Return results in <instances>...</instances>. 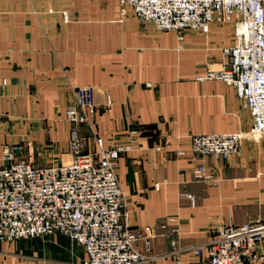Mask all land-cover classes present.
<instances>
[{
  "label": "crops",
  "instance_id": "crops-1",
  "mask_svg": "<svg viewBox=\"0 0 264 264\" xmlns=\"http://www.w3.org/2000/svg\"><path fill=\"white\" fill-rule=\"evenodd\" d=\"M264 7V1H263ZM237 17L208 30L158 29L120 0H0V152L20 142L35 165L66 163V107L77 85L94 86L80 126L84 151L129 143L116 172L135 245L158 264L192 257L212 227L264 221V138L239 153L198 159L218 177L197 179L190 135L248 129L234 85L207 76L222 46L236 42ZM184 154L178 155L177 149ZM264 253V241L255 246ZM83 247L59 232L0 242V264H83ZM245 264H263L247 261Z\"/></svg>",
  "mask_w": 264,
  "mask_h": 264
},
{
  "label": "built area",
  "instance_id": "built-area-1",
  "mask_svg": "<svg viewBox=\"0 0 264 264\" xmlns=\"http://www.w3.org/2000/svg\"><path fill=\"white\" fill-rule=\"evenodd\" d=\"M264 0H120L141 22L158 29L179 31L185 27L207 31L211 22L237 17L236 42L220 48V68L207 76L217 77L236 90L249 109L248 129L190 135L193 175L218 177L201 160L213 156L225 160L239 153L246 138H264ZM64 117L70 123L66 163L35 165L20 156V142L7 143L0 152V242L59 232L84 249L83 264H158L154 256L135 245L138 233L129 226L124 194L116 172L121 151L129 143L105 147L95 138L96 149L84 151L79 132L94 108V86L77 85ZM178 155L184 154L177 149ZM206 243L190 246L192 257L182 262L177 251L172 264H264L257 243L264 241V221L228 222L212 227Z\"/></svg>",
  "mask_w": 264,
  "mask_h": 264
},
{
  "label": "rangeland",
  "instance_id": "rangeland-1",
  "mask_svg": "<svg viewBox=\"0 0 264 264\" xmlns=\"http://www.w3.org/2000/svg\"><path fill=\"white\" fill-rule=\"evenodd\" d=\"M55 233V232H54ZM78 243V242H77ZM79 244V243H78ZM81 245V244H80Z\"/></svg>",
  "mask_w": 264,
  "mask_h": 264
}]
</instances>
